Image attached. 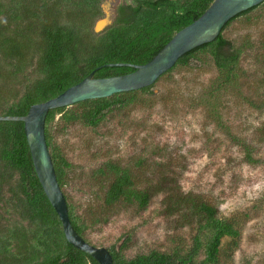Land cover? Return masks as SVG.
Returning <instances> with one entry per match:
<instances>
[{
	"label": "rangeland",
	"instance_id": "rangeland-1",
	"mask_svg": "<svg viewBox=\"0 0 264 264\" xmlns=\"http://www.w3.org/2000/svg\"><path fill=\"white\" fill-rule=\"evenodd\" d=\"M131 1L106 7L117 13L121 3ZM223 35L244 49L229 83L205 52L199 61L161 75L152 93H138L132 104L110 110L95 127L56 117L53 151L71 164L62 190L90 244L108 250L124 245L128 259L151 250L185 254L197 233L191 203L201 200L214 205L239 236L224 237L218 260L208 262L213 230L203 229L194 263L264 264V5L232 21ZM37 59L38 53L16 75V61H1V108L39 77ZM243 141L254 146L259 162L246 160ZM109 161L130 168L136 186L150 192L146 208L125 200L104 205L111 175L99 169ZM16 204L14 177L0 185V229L33 228Z\"/></svg>",
	"mask_w": 264,
	"mask_h": 264
},
{
	"label": "trees",
	"instance_id": "trees-1",
	"mask_svg": "<svg viewBox=\"0 0 264 264\" xmlns=\"http://www.w3.org/2000/svg\"><path fill=\"white\" fill-rule=\"evenodd\" d=\"M212 1L124 2L117 8L115 21L95 32L92 25L103 13V0H0V77L3 75L2 60L16 61L12 72L16 75L36 53V71L39 74L16 102L5 109L0 105V115H25L30 106L56 97L98 67L94 73L96 78L134 71L132 66L109 64L147 63L176 32L197 19ZM263 5L264 1L235 15L214 40L186 52L167 72L179 64L199 61L198 55L207 52L216 69L224 74L226 83L231 82L244 49L225 37L223 31L235 19ZM153 85L49 110L45 135L61 188L66 183V170L71 164L53 151L51 130L56 117L59 115L67 123L79 121L95 127L110 110L132 104L138 93H152ZM241 147L248 162H259L254 157V146L243 141ZM99 171L111 175L103 197L104 205L111 206L122 200L135 203L141 209L149 205L150 192L136 186L130 168L109 161ZM14 177L17 212L33 228L16 225L0 229V264H100L66 239L59 215L36 173L24 123L0 120V185ZM191 207L198 216V223L193 245L187 253L151 250L128 259L122 254L123 245L121 249H109L113 263L195 264L194 259L201 249L200 234L206 228L213 230V236L207 243L205 260L216 262L223 238H237L239 231L232 223L223 222L218 217V209L214 205L198 200L192 202ZM68 209L74 228L83 236L84 225L78 224L69 203Z\"/></svg>",
	"mask_w": 264,
	"mask_h": 264
},
{
	"label": "water",
	"instance_id": "water-1",
	"mask_svg": "<svg viewBox=\"0 0 264 264\" xmlns=\"http://www.w3.org/2000/svg\"><path fill=\"white\" fill-rule=\"evenodd\" d=\"M119 0H107L102 4L105 17L97 20L95 31L100 32L111 25L117 13L107 14L106 5L116 6ZM264 0H213L210 6L193 22L179 30L162 49L145 64L110 63L127 65L134 71L110 77H94L92 70L85 78L65 91L41 103L30 106L25 115H0V120L22 121L38 178L51 204L57 211L63 225L66 239L78 249L94 257L100 264H114L106 247H98L86 241L74 228L64 192L58 182L53 159L45 135V120L49 110L102 97L115 93L138 90L153 84L161 75L171 69L177 60L193 48L214 40L224 25L238 13Z\"/></svg>",
	"mask_w": 264,
	"mask_h": 264
},
{
	"label": "bare ground",
	"instance_id": "bare-ground-1",
	"mask_svg": "<svg viewBox=\"0 0 264 264\" xmlns=\"http://www.w3.org/2000/svg\"><path fill=\"white\" fill-rule=\"evenodd\" d=\"M106 11H107V14H108V15L112 16L113 12H111L110 9L108 10V7H106Z\"/></svg>",
	"mask_w": 264,
	"mask_h": 264
}]
</instances>
